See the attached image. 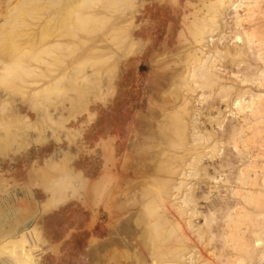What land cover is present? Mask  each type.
I'll use <instances>...</instances> for the list:
<instances>
[{
	"label": "rangeland",
	"instance_id": "rangeland-1",
	"mask_svg": "<svg viewBox=\"0 0 264 264\" xmlns=\"http://www.w3.org/2000/svg\"><path fill=\"white\" fill-rule=\"evenodd\" d=\"M230 1L0 0V264H264V0Z\"/></svg>",
	"mask_w": 264,
	"mask_h": 264
},
{
	"label": "bare ground",
	"instance_id": "bare-ground-1",
	"mask_svg": "<svg viewBox=\"0 0 264 264\" xmlns=\"http://www.w3.org/2000/svg\"><path fill=\"white\" fill-rule=\"evenodd\" d=\"M218 1V0H217ZM220 1V7L218 8V6H219V4L216 6V7H208L209 9H213L214 8V10L216 11L215 13H217V12H219L220 10V8L222 9V8H225V5H226V3H227V0H219ZM243 4H244V2H243V0H240V2L238 1V4H236L235 2H229V8L231 7H233L234 6V8H233V11H234V15H233V17L236 19V21L237 22H239V23H241V13H240V10H241V7L243 6ZM249 10V9H248ZM229 12V11H228ZM227 12V13H228ZM230 12H231V10H230ZM232 14H233V12H231ZM229 14V16H230V13H228ZM232 14H231V16H232ZM216 17L214 18V20H212V21H214V22H216ZM213 23V22H212ZM225 23V22H224ZM237 25H238V23H237ZM241 25V24H240ZM211 28V27H210ZM212 29H207V27H206V25L204 26L203 25V28H201V29H199L198 31H197V36H198V41L200 42H202V40H205V38L207 37L206 35L211 31ZM239 33V32H238ZM240 34V33H239ZM255 34V33H254ZM242 35V34H241ZM196 36V37H197ZM245 36L246 37H249V38H251V37H253V32L252 33H245ZM218 39V38H217ZM236 39H237V41L238 40H242V36H240V35H237L236 36ZM251 40V39H250ZM253 40V39H252ZM197 41V40H196ZM245 41H246V39H245ZM239 42V41H238ZM198 47V46H197ZM205 47V46H204ZM198 49V48H197ZM204 49V48H203ZM207 50V49H206ZM214 51V50H213ZM224 51V50H223ZM202 53H203V51H201ZM206 52V51H205ZM205 52H204V54H205ZM197 53V52H196ZM195 53V54H196ZM208 53H210V52H208ZM212 53V52H211ZM214 54V53H213ZM216 54V53H215ZM208 55H210V54H208ZM212 56V55H211ZM206 57H208V56H206ZM205 57V58H206ZM213 57H215V55L213 56ZM198 60L197 61H199V66H200V68H199V71H197V69L194 67V69H193V71L191 72L190 71V73H192V74H190V76H189V80H190V77L192 78V79H195V80H198L196 77H199V79H200V76L201 77H208V76H211L212 75V70H210V69H206V68H204V67H201V66H203L205 63H203V65H202V62H203V59H201L200 57H196ZM205 58H204V60H205ZM209 58H210V56H209ZM206 59H208V58H206ZM215 59H216V57H215ZM202 60V61H201ZM211 61H213L212 59H211ZM211 61H210V63H211ZM209 63V62H208ZM209 63V64H210ZM198 68V67H197ZM208 68V67H207ZM192 69V68H191ZM262 71V70H261ZM240 72H242L241 70H240ZM205 77L203 78V79H201L202 81L205 79ZM221 77V76H220ZM193 81V80H192ZM197 83V82H196ZM200 83V82H199ZM186 84V83H185ZM188 84V83H187ZM209 84V83H208ZM206 85V84H205ZM189 87H190V85H188ZM207 86V85H206ZM192 88V87H191ZM220 90H222V89H220ZM225 90V89H224ZM201 95V94H200ZM246 98V97H245ZM238 100V99H237ZM251 100V99H250ZM243 101V100H242ZM242 101L241 100H238L237 102H236V105H237V107L239 108V109H242L243 108V105H242ZM251 114H252V112H251ZM253 122V121H252ZM186 125V124H185ZM185 127H187V125L185 126ZM233 128V127H232ZM196 130V129H195ZM236 131V130H235ZM234 131V132H235ZM194 132V131H193ZM194 135H196V134H194ZM204 135V134H203ZM197 137V136H196ZM209 137V136H208ZM200 137H198V139H199ZM205 139V138H204ZM195 140V139H194ZM195 144V143H194ZM67 152V151H66ZM64 154V153H63ZM114 154V153H113ZM66 155V154H65ZM198 156V155H197ZM196 156V157H197ZM195 157V156H194ZM200 157V156H199ZM200 159V158H199ZM114 160V159H113ZM198 160V159H197ZM229 164H231L230 163V161H227ZM226 163V162H225ZM249 165V164H248ZM173 167V166H172ZM171 168V167H170ZM169 168V169H170ZM249 168V167H248ZM251 168V167H250ZM180 169V168H179ZM178 170V169H177ZM166 171H168V170H166ZM170 171V170H169ZM171 172H172V170H171ZM166 173V172H165ZM183 173H184V170H183ZM167 174H170L169 172L167 173ZM172 174V173H171ZM208 178H209V176H208ZM211 178H213L212 176H211ZM215 178H213V180H214ZM185 181V180H184ZM183 180L182 181H180V183H179V186H177V187H175L174 189L176 190H179V192H180V188L182 187V185L183 184H185V183H183L184 182ZM168 182V181H167ZM170 182H172V180H170ZM175 182H177V181H175ZM163 183V189H161L160 191H158L157 192V195H156V198L157 197H159V199H161V197H162V200H160L161 202L160 203H162V202H164L163 200V196L164 195H166V198L168 197H173L174 195L173 194H171L170 193V184L171 183H166V181L165 182H162ZM174 183V182H173ZM113 185V184H112ZM112 185H111V187H112ZM114 186V185H113ZM185 189H187V187L185 188ZM184 189V190H185ZM112 190V189H111ZM110 190V191H111ZM243 190V189H242ZM248 190V189H247ZM249 191V190H248ZM251 191V190H250ZM177 192V191H176ZM111 193V192H110ZM112 194V193H111ZM109 195V194H108ZM122 195V194H121ZM177 195V194H176ZM113 196V195H112ZM193 196V195H192ZM111 197V196H110ZM177 197H180V196H177ZM189 197V196H188ZM191 197V196H190ZM194 197H196V196H194ZM145 198V197H144ZM143 198V199H144ZM248 198H250V196H248ZM153 199H154V197H153V195L151 196V197H149L148 198V200L146 199V203H145V207L146 208H149V205L150 204H153ZM158 199V198H157ZM158 199V200H159ZM175 199V198H174ZM183 199H185V198H183ZM183 199H181V200H183ZM188 199V198H187ZM187 199H185V202H186V200ZM190 199H192V198H190ZM253 199V198H252ZM170 200V199H169ZM188 201V200H187ZM111 202H113V206H114V208H113V206H111V208H112V210L113 209H115V206H116V204H115V202H114V198H112V201ZM175 202V201H174ZM184 202V201H183ZM188 202H192V200L190 201H188ZM121 204V203H120ZM164 204V203H163ZM194 204H195V202H194ZM175 204L173 203H171V206H174ZM167 206V205H166ZM170 206V207H171ZM196 206V205H195ZM168 207V206H167ZM166 207V208H167ZM186 207V206H185ZM173 209V208H172ZM183 209V208H182ZM197 209V208H196ZM167 210H169V207H168V209ZM179 210H180V212L182 211L181 210V208H179ZM194 210V209H193ZM166 211V210H165ZM176 211V210H175ZM184 212H185V210H183ZM196 211V210H195ZM194 211V212H195ZM224 211V210H223ZM193 212V213H194ZM197 212V211H196ZM114 214H113V211L111 212L110 211V222H111V220H113V218H114V216H113ZM109 217V216H108ZM167 219V218H166ZM167 220H169V219H167ZM130 224V223H129ZM128 225V224H127ZM112 226V225H111ZM109 228H111L110 226H109ZM128 228H130V227H128ZM112 230H113V227L111 228ZM109 230V234H110V238H109V240H108V246H109V248L111 249V248H113V246L114 245H117V243H122V240H121V242L117 239H115V237L112 235L114 232L112 231V230ZM128 230V229H127ZM133 230V229H132ZM131 231V230H130ZM27 232V231H26ZM26 232H24V234H23V237L21 238V240H20V242L22 241L23 243H24V245H26V246H24V245H22V242L20 243L21 245H22V247H19V245H14L13 247H10L11 248V250L12 251H14V252H18L19 254H21V258H22V263L21 264H37V262L34 260V258H33V255H34V253H33V250L34 249H32L31 248V246L29 245L28 246V243L30 244V236L28 235V233H26ZM127 232V231H126ZM31 233V232H30ZM117 237V236H116ZM32 239V238H31ZM121 239H123V238H121ZM165 239V238H164ZM242 239V238H241ZM125 243L127 242L126 240L124 241ZM129 242V241H128ZM124 244V243H123ZM263 243L261 242V240L260 239H258L256 242H255V246L256 247H259V246H261ZM126 245H127V243H126ZM123 246V245H122ZM4 247H6L5 249H8L9 247H7V246H3V248ZM2 248V249H3ZM10 248H9V250H10ZM255 249V248H254ZM145 252V251H144ZM255 251L254 250H248V253H254ZM237 264H245V261L242 259V260H239L238 262H237Z\"/></svg>",
	"mask_w": 264,
	"mask_h": 264
},
{
	"label": "clouds",
	"instance_id": "clouds-1",
	"mask_svg": "<svg viewBox=\"0 0 264 264\" xmlns=\"http://www.w3.org/2000/svg\"><path fill=\"white\" fill-rule=\"evenodd\" d=\"M63 184V181H56L51 187L45 189V191H53L54 189L60 188Z\"/></svg>",
	"mask_w": 264,
	"mask_h": 264
},
{
	"label": "water",
	"instance_id": "water-1",
	"mask_svg": "<svg viewBox=\"0 0 264 264\" xmlns=\"http://www.w3.org/2000/svg\"><path fill=\"white\" fill-rule=\"evenodd\" d=\"M145 69V68H144Z\"/></svg>",
	"mask_w": 264,
	"mask_h": 264
}]
</instances>
